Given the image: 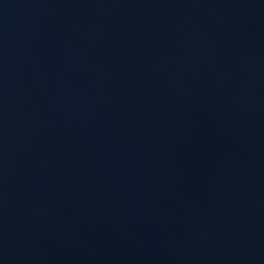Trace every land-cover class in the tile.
Here are the masks:
<instances>
[{
	"label": "water",
	"instance_id": "water-1",
	"mask_svg": "<svg viewBox=\"0 0 264 264\" xmlns=\"http://www.w3.org/2000/svg\"><path fill=\"white\" fill-rule=\"evenodd\" d=\"M0 264H264V0H0Z\"/></svg>",
	"mask_w": 264,
	"mask_h": 264
}]
</instances>
